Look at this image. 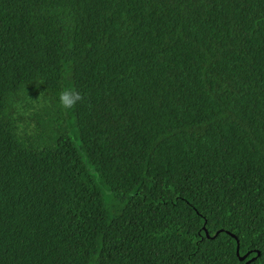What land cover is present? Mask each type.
I'll return each mask as SVG.
<instances>
[{"label": "trees", "instance_id": "16d2710c", "mask_svg": "<svg viewBox=\"0 0 264 264\" xmlns=\"http://www.w3.org/2000/svg\"><path fill=\"white\" fill-rule=\"evenodd\" d=\"M245 262L264 0H0V264Z\"/></svg>", "mask_w": 264, "mask_h": 264}, {"label": "clouds", "instance_id": "9594fccd", "mask_svg": "<svg viewBox=\"0 0 264 264\" xmlns=\"http://www.w3.org/2000/svg\"><path fill=\"white\" fill-rule=\"evenodd\" d=\"M80 100L81 95L70 86L62 88L57 92V104L62 109H70Z\"/></svg>", "mask_w": 264, "mask_h": 264}, {"label": "water", "instance_id": "95a60500", "mask_svg": "<svg viewBox=\"0 0 264 264\" xmlns=\"http://www.w3.org/2000/svg\"><path fill=\"white\" fill-rule=\"evenodd\" d=\"M237 250H238V245H237V247H236V253H237ZM244 256H245V255L241 256L240 259H242ZM246 263H247V262H245V264H246Z\"/></svg>", "mask_w": 264, "mask_h": 264}]
</instances>
